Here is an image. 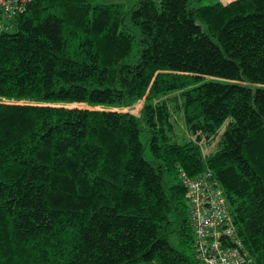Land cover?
I'll return each instance as SVG.
<instances>
[{
	"label": "trees",
	"instance_id": "trees-1",
	"mask_svg": "<svg viewBox=\"0 0 264 264\" xmlns=\"http://www.w3.org/2000/svg\"><path fill=\"white\" fill-rule=\"evenodd\" d=\"M202 2L28 0L0 35V264H199L206 171L264 264V0Z\"/></svg>",
	"mask_w": 264,
	"mask_h": 264
},
{
	"label": "built area",
	"instance_id": "built-area-1",
	"mask_svg": "<svg viewBox=\"0 0 264 264\" xmlns=\"http://www.w3.org/2000/svg\"><path fill=\"white\" fill-rule=\"evenodd\" d=\"M27 3L28 0H0V35L13 30V20L25 11ZM181 181L199 264H254L238 234L224 191L211 172L198 178L182 172Z\"/></svg>",
	"mask_w": 264,
	"mask_h": 264
},
{
	"label": "rangeland",
	"instance_id": "rangeland-1",
	"mask_svg": "<svg viewBox=\"0 0 264 264\" xmlns=\"http://www.w3.org/2000/svg\"><path fill=\"white\" fill-rule=\"evenodd\" d=\"M138 0H91V4L92 6H122L124 9H129L131 7H133ZM214 3H211L210 1L204 0L201 5H211ZM173 107V106H172ZM141 110V109H140ZM175 119L177 121V125H178V133L180 134V136L178 137V140L180 142L184 141V136L183 134V130L185 129V125H184V121L182 119L181 114H175ZM226 127L227 125L225 124L219 131L218 134L215 135L212 139H211V143L207 144L206 140H204L202 142V149H203V153L204 155H210L212 153H216V151L219 149V142L221 141V136L223 135V133L226 131ZM183 131V132H182ZM149 139L150 136L148 133H144L142 135V142L144 143L145 147H146V152L145 155L147 157L148 160H151L152 156L150 153V149H149Z\"/></svg>",
	"mask_w": 264,
	"mask_h": 264
},
{
	"label": "crops",
	"instance_id": "crops-1",
	"mask_svg": "<svg viewBox=\"0 0 264 264\" xmlns=\"http://www.w3.org/2000/svg\"><path fill=\"white\" fill-rule=\"evenodd\" d=\"M204 1V0H202ZM207 1H210L211 3H221L223 5H228L230 4L231 2L233 1H236V0H207ZM203 150V149H202ZM204 155V154H203Z\"/></svg>",
	"mask_w": 264,
	"mask_h": 264
}]
</instances>
